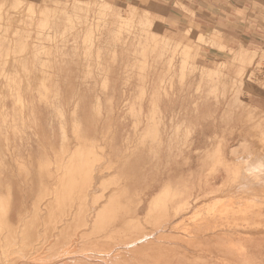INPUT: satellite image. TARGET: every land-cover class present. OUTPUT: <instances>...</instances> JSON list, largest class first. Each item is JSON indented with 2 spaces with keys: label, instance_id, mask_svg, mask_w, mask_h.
Here are the masks:
<instances>
[{
  "label": "rangeland",
  "instance_id": "374dc122",
  "mask_svg": "<svg viewBox=\"0 0 264 264\" xmlns=\"http://www.w3.org/2000/svg\"><path fill=\"white\" fill-rule=\"evenodd\" d=\"M210 30L255 49L240 54ZM160 86L171 99L160 128L164 142L142 148L153 139L142 135L147 123L156 127L151 99ZM233 98L241 103L233 100L235 113H228ZM78 102L91 111L89 121L95 117L97 140L86 143L73 119L71 149L64 112L74 116ZM221 111L226 130L205 126ZM53 115L60 123V150L50 146L49 157L31 158L23 144V153H16L21 134L30 142L36 130L58 129ZM249 116L264 119V0H0V264H264L262 194L263 199L251 195L253 208L262 210L259 228L236 230L261 243L256 256L227 252L209 238L217 234L210 228L196 232L215 214H203L205 204L239 192L238 184L213 192L225 174L207 175L212 157L264 154L253 136L247 150L232 152L241 129L252 124L244 123ZM228 117L237 118L234 128ZM215 133L224 135L220 152L211 142L218 139ZM177 135L180 143L173 139ZM209 140L211 152L202 154ZM95 145L98 167L92 168ZM179 146L195 152L182 154ZM118 147L124 152L117 153ZM204 154L210 164L201 160ZM29 160L38 168L27 169ZM43 161L54 166V173L48 169L52 181L44 177L35 184L41 175L25 180L41 172ZM173 176L187 180L188 192L168 193L160 207L158 192ZM99 210L117 217L92 232ZM87 214L93 216L82 225ZM137 236L144 237L142 250L127 248L124 242ZM70 257L77 262H68Z\"/></svg>",
  "mask_w": 264,
  "mask_h": 264
},
{
  "label": "bare ground",
  "instance_id": "6f19581e",
  "mask_svg": "<svg viewBox=\"0 0 264 264\" xmlns=\"http://www.w3.org/2000/svg\"><path fill=\"white\" fill-rule=\"evenodd\" d=\"M202 35V34H201ZM200 36V35H199ZM238 53H247L248 51L250 52L249 49H247L246 47L244 46H239V48L237 49ZM224 76V75H223ZM261 78V76H260ZM234 87V86H233ZM235 89V88H234ZM258 104V102H257ZM263 104V103H262ZM246 105V104H245ZM257 108V107H256ZM247 112H250L247 111ZM254 112V111H253ZM158 113V111H157ZM221 113V112H220ZM256 113V112H255ZM262 117V115H259ZM257 116L258 118H255V120L251 121L252 120V117L249 116L247 118H245L244 120V123H247L249 121H251V125L246 129H241V140H240V144L238 145L237 149H234L233 147V150L235 151H232L233 153H236L238 151V148H242L243 150H247L248 147H249V139L251 138V136H253L252 138H255L257 139V141H259V143H261L260 147H259V151H263L264 150V119ZM236 117H228V122H232V125L231 127L234 128L235 124H236ZM247 121V122H246ZM164 121L160 119V117L158 118V120L156 121V127L154 125L151 126L150 123H147L146 126H145V131L143 133L142 136L144 137H152L153 139L152 140H146L147 144L145 143H142L143 146L142 148H151V145H152V142L153 140L154 141H159L160 143L158 145H162L164 140H163V134L161 133V126L163 125ZM243 123V124H244ZM249 124V123H248ZM241 125V124H239ZM245 125V124H244ZM240 127V126H239ZM192 128V127H191ZM229 128V127H228ZM186 131H190V125L187 124V127L185 128ZM238 131V130H237ZM187 133V132H186ZM142 134V132H141ZM188 136V135H187ZM235 136V135H234ZM237 136V135H236ZM186 137V136H185ZM178 135L175 136L174 141L175 142H178L180 143L178 140ZM187 138V137H186ZM227 138V137H226ZM230 138V136H229ZM213 140V143H216V148L219 150H221V145L223 144L221 142V140H215V139H212ZM215 140V141H214ZM212 142V141H211ZM188 144V142L186 140H182L181 142V145H186ZM212 146V145H211ZM182 147V146H181ZM180 147V148H181ZM236 147V146H235ZM211 152V150H209ZM208 151V152H209ZM216 151V149L214 150ZM207 152V153H208ZM209 152V153H210ZM218 151L215 152V154L219 153ZM230 152V151H229ZM208 153V154H209ZM213 153V152H212ZM221 154L219 156H216V158H213L211 159V164L210 162L206 159L208 156L207 155H202L201 156V160L205 162L208 161V163L210 164V166H208L207 170L208 172L206 171L207 175L210 173V172H214V174L216 175V173H219L221 172L222 170L224 171V174L225 175H222V181L221 183H219L218 185H216V189L213 191H217V190H223L225 191V188L227 189V187L229 185H234V184H238V188L237 190H239V192L236 195V197H233L235 195H232L233 191H231L230 193L232 194H223L220 192L221 197H216V199L214 197H211L214 198L212 199L211 202H209V204H205L204 205V210H203V214H206V215H209V214H213L215 212V214H213L211 216V218L209 220H206L205 222L206 223H203L201 225H196V228L197 231L196 232H199L198 234H200V230L203 229V232L206 233V229H209L214 233H217L215 234V236L213 237H209L210 239H212V241L216 244H219V245H222L225 247V249H229L230 251H227V252H233V253H236V254H241L243 253V251H248L249 252V255H252V256H256L258 253H260V245L261 243L258 242L257 238L254 236V235H247V236H243V234L241 236L237 235L238 232L236 231L237 230V227H240L241 226L243 227H250L249 224H251L252 227H255L256 224H260V219H257V217H260L259 215L262 214V210H260L258 207L259 205L257 206V208H253L254 206H252V196L255 197V195H257L258 197H261L262 195L264 196V154H260L259 156H254L250 159L249 156H246V157H243V156H240V157H236L234 160L231 158L229 159H232V160H229L227 159V157L225 156V154L223 152H220ZM214 155V154H213ZM247 158V159H246ZM242 160V164H239L238 162ZM207 163V165H208ZM221 163V165H220ZM213 174V173H212ZM176 176V175H175ZM174 177V176H173ZM176 178V177H175ZM220 178V177H219ZM96 179V178H95ZM170 183V182H169ZM166 185L165 187H163L158 193L160 195V199H159V202L162 203V206L160 207H164V202L166 201L167 199V195L168 193H173V195L175 194V196H177L179 193H184V192H188L187 187V180L184 178H181L180 180H174L172 181L171 184ZM233 187V186H232ZM236 188V187H235ZM199 191V190H198ZM204 191V190H203ZM206 191V190H205ZM202 192V191H201ZM226 192V191H225ZM219 193V192H218ZM229 193V192H228ZM187 194V193H185ZM204 194V193H203ZM216 194V193H215ZM214 194V195H215ZM260 194H262L260 196ZM158 195V196H159ZM170 195V194H169ZM210 195H213V194H210ZM252 195V196H251ZM220 196V195H219ZM209 199V195L207 196ZM256 197V199L258 198ZM174 198V197H173ZM200 198V197H199ZM198 198V199H199ZM203 197H201L202 199ZM206 198V197H205ZM262 198V197H261ZM210 199V200H211ZM254 199V198H253ZM263 199V198H262ZM176 200V198H175ZM197 200V199H196ZM169 201V197H168V200L167 202ZM204 201V200H203ZM256 201V200H255ZM264 201V200H263ZM262 201V203H263ZM74 202V201H73ZM166 202V204H167ZM195 202V201H193ZM208 202V200H207ZM154 203V202H153ZM158 203V202H157ZM192 203V202H191ZM202 203V202H201ZM205 203H206V200H205ZM235 203H239V205L236 207L235 209V206L236 204ZM260 203V201H259ZM74 204V203H73ZM235 204V205H234ZM2 205V203H1ZM160 205V204H159ZM158 205V206H159ZM199 205V204H198ZM67 206V205H66ZM130 206V205H129ZM157 206V207H158ZM166 206V205H165ZM190 206V205H189ZM200 206V205H199ZM206 206V207H205ZM262 205H260L261 207ZM264 206V204H263ZM151 207V205H150ZM156 207V209H157ZM180 208V207H178ZM200 208V207H199ZM250 208V209H249ZM93 211L96 209V207H93L92 208ZM91 209V210H92ZM181 209V208H180ZM179 209V210H180ZM190 209V207H189ZM193 209V207H192ZM201 209H203V207H201ZM200 209V210H201ZM249 209V210H247ZM90 209H87V211H91ZM105 211L107 209H104ZM150 210V209H148ZM199 210V209H198ZM199 210V212H200ZM238 210V211H237ZM99 210L98 212H96V215H94V218L91 220L94 222H92L94 224V227L92 232H96L98 231L99 229H102L107 220H111L110 221V224L114 222V220L116 219L117 215L115 213H112V216L111 215H108V213L105 215L101 212H104V211H101ZM153 211V210H151ZM197 211V209H196ZM237 211V212H235ZM86 212V211H85ZM178 212V211H177ZM182 212V211H181ZM198 212V214H199ZM90 213V212H89ZM150 213V212H149ZM148 213V214H149ZM195 213V211H194ZM197 213V212H196ZM84 214V213H83ZM111 214V213H110ZM182 214V213H181ZM185 214V213H184ZM174 215H175V212H174ZM87 218L86 219H83L82 221V225H86L88 223V219L90 217L89 214H87ZM176 216V215H175ZM182 216V215H181ZM197 216V215H196ZM199 217V216H198ZM203 217V216H202ZM97 218V220H96ZM177 219V217H175ZM174 218V219H175ZM197 218V217H196ZM201 218V217H200ZM113 219V220H112ZM187 219V218H186ZM250 221V222H249ZM189 223V222H188ZM201 223V222H200ZM165 226H166V223H164ZM168 224V223H167ZM264 224V223H263ZM169 226V225H168ZM173 226V225H172ZM176 226V224H175ZM257 226V225H256ZM261 226V225H259ZM174 227V226H173ZM258 227V226H257ZM263 227V226H262ZM261 227V228H262ZM195 228V227H194ZM259 228V227H258ZM83 229V227H82ZM256 229V228H255ZM193 230V229H192ZM229 230V231H228ZM231 230V231H230ZM243 230V229H242ZM79 231V230H78ZM191 231V230H190ZM249 231V230H248ZM247 231V232H248ZM257 231V230H256ZM255 230H253L251 233L253 232H256ZM193 232V231H192ZM202 232V233H203ZM209 232V230H208ZM211 232V234H212ZM244 232V231H243ZM260 232V231H259ZM258 232V234H259ZM84 233V231H83ZM83 233H81V235L83 236ZM190 233V232H189ZM246 233V231H245ZM264 232H262L263 234ZM261 234V233H260ZM145 235V234H144ZM245 235V234H244ZM143 236V235H142ZM149 236V235H148ZM147 236V237H148ZM154 236V235H153ZM204 236V235H203ZM140 237V236H139ZM138 236L137 237H134V238H131L130 240H128L127 242H124L126 243V247L129 248V247H133L135 248V250H142L143 248V243H141L142 239L144 237H140L139 238ZM190 238V237H189ZM205 239L206 236L204 237ZM69 239V238H68ZM75 239V238H74ZM141 239V240H140ZM149 239V238H148ZM152 239V237H151ZM205 239H203L205 241ZM186 240V239H185ZM184 240V241H185ZM198 240V239H197ZM145 241V239H144ZM188 241V240H187ZM196 241V240H195ZM209 241V240H208ZM143 242V241H142ZM190 242V241H188ZM186 242V243H188ZM191 242H193V240L191 239ZM211 242V241H210ZM119 243V242H118ZM69 245V244H68ZM123 245V244H122ZM124 246V245H123ZM121 248V247H120ZM148 248V247H147ZM13 249V248H12ZM149 249V248H148ZM2 250V249H1ZM4 250V248H3ZM3 250H2V253H3ZM145 250V249H143ZM10 251V250H9ZM113 251V250H112ZM171 251V250H170ZM12 252V251H11ZM7 253V251H6ZM177 253V252H176ZM120 254V253H119ZM170 254V253H169ZM141 255V254H140ZM170 256V255H169ZM168 256V257H169ZM118 257V256H117ZM171 257V256H170ZM167 258V257H166ZM74 261H76L77 259H73ZM18 264V263H17ZM27 264V263H26ZM82 264V263H81Z\"/></svg>",
  "mask_w": 264,
  "mask_h": 264
},
{
  "label": "crops",
  "instance_id": "0c3cea01",
  "mask_svg": "<svg viewBox=\"0 0 264 264\" xmlns=\"http://www.w3.org/2000/svg\"><path fill=\"white\" fill-rule=\"evenodd\" d=\"M211 31H216L217 32V30H210V32ZM217 34L221 38V42L219 41V43H221V44L224 43L225 46L228 47V48L236 49V51L239 48V46H244L247 49H249L250 51L252 49H255V48H253L250 45V43H247L244 40H232V39L225 38L224 36L220 35L218 32H217ZM207 69H211V68L208 67ZM161 89H162L161 86L156 88V92L154 93L153 99H151V100H152V103H153L155 109L158 111L157 117H160V119L164 121V117L166 116V114L168 112V107L165 106V104H170L171 99L169 97H163V95L161 93ZM166 89L176 90L177 88L176 87H167ZM233 100H234V102L236 101L239 104L241 103L240 99H238V101L235 100L234 98L231 99V101L227 105L228 106V108H227L228 113L229 112H232V113L234 112L235 113L236 108H235V105L233 104ZM144 102H145V100L143 102H141L142 103L141 104L142 108H143ZM221 104H223V102ZM53 106H55V105H53ZM45 108H46V110H49L48 105H46ZM196 109H198V107ZM74 111H75L74 116H72L73 115L71 113L72 111H65L64 112V124L66 125V134H67L68 139H69V141H65V143H68V145L71 147V149H73V144H74L73 138H74V136L72 135V130H71L70 125H71L73 119H75V120L77 119L78 122L80 123V128L77 130L78 135L82 139H84V141L86 143L90 142L91 145H93V142H95L97 140V132L95 133V131L97 130L96 129V123H95V121H96L95 117L93 118V122L94 123L89 121V118L91 117V111L89 112L85 107L79 106V102L77 103V108ZM223 112L224 111H221L220 117H216L215 115H212V118H211V120L209 122H207L205 120V126H207L208 128H212L213 130L214 129L215 130H220V131L226 130L225 127H224L225 119H223ZM214 114L218 115L219 111L217 110L216 113H214ZM36 119H37V117H36ZM226 120H228V118H226ZM54 122H57L56 124L59 125L57 127L58 129L56 131H54V130L50 131L48 129L36 130L35 131L36 135L34 137H31V141L30 142H29V137L28 136H24V135L21 134L17 138V140L15 142L16 153H19V152L21 154L23 153V152H21L22 149H23V146H22L23 144H25L26 149H27V154H25V155L27 156L30 153L31 154L30 155L31 158H37L38 156H41L42 159H44V155H47L49 157L51 155L50 146H52L53 148L55 147L58 150H60V147H61L60 145L62 143V139H61L60 133L58 132L59 129H60V123L57 121V116L55 117ZM214 135L218 138L217 140H219L221 137L224 136V135L223 136L222 135H218L217 136L216 133ZM22 139H25L26 142L23 143ZM163 140H164V136H163ZM212 142H213V140H212ZM175 143H177V142H175ZM203 143H205V145H207L208 147L207 146L204 147V144H203L202 149L200 150L202 154L203 153H207L211 149L210 148V140L208 142H204L203 141ZM39 146H42L43 148H38ZM155 146H158V145H155V143H154L153 147H155ZM172 146H174L175 149L177 147L176 145H172ZM180 147L181 146H179V149H180L179 152H182V154H184V153H192L193 154L195 152V150L193 149L194 148L193 146L188 147L187 150L185 149L187 147H185V148H182V147L180 148ZM118 148H119V150H117L118 151L117 153H119V152L123 153L124 152V151H121V149L123 150V149H125V147H118ZM90 149H91L90 152L91 151L94 152V154L91 152V154L94 155V157L92 158V161H91V162H93V159L96 158V154H97L98 150H97L96 145L92 146V148L90 147ZM177 153H178V151H176V154ZM27 162H28V163H26V168L27 169L32 168V171H33V169L38 168L36 166V161L35 160H31V161L29 160ZM68 162H69L68 160H65V162H63V164L66 165V164H68ZM44 163H45V161L42 162L43 167L41 168V172H39V171H37L35 173L32 172L31 175H29V176L27 175L25 180H28V179H31V178L40 179V175H41V181L42 182L41 181H38V182L36 181V182H34L35 184H38V183L43 184L44 177L47 178V182H51L52 179L55 176L53 178H50L48 171L51 170V169H49L48 167H45ZM93 163H94V166H92V168L98 167L97 163H96V160ZM61 164H62V162L60 163V165ZM29 166H31V167H29ZM51 171L54 173V166H53ZM65 173L68 174L70 172H65ZM57 174L59 176L60 175V171ZM174 180L176 181L175 177H170V179H169V181L167 183L170 182L169 184H171L172 181H174ZM88 212L91 213V212H94V211L92 209L91 211H88ZM92 216H93V214H91V217H89V218L91 219ZM67 259H68V262H71L74 258L70 257V258H67ZM74 262H77V261H74Z\"/></svg>",
  "mask_w": 264,
  "mask_h": 264
}]
</instances>
